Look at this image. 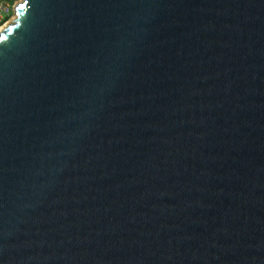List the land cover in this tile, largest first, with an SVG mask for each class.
Instances as JSON below:
<instances>
[{
	"label": "water",
	"instance_id": "obj_1",
	"mask_svg": "<svg viewBox=\"0 0 264 264\" xmlns=\"http://www.w3.org/2000/svg\"><path fill=\"white\" fill-rule=\"evenodd\" d=\"M0 37V264H264V0H24Z\"/></svg>",
	"mask_w": 264,
	"mask_h": 264
},
{
	"label": "built area",
	"instance_id": "obj_2",
	"mask_svg": "<svg viewBox=\"0 0 264 264\" xmlns=\"http://www.w3.org/2000/svg\"><path fill=\"white\" fill-rule=\"evenodd\" d=\"M22 0H0V37L17 20V8Z\"/></svg>",
	"mask_w": 264,
	"mask_h": 264
},
{
	"label": "bare ground",
	"instance_id": "obj_3",
	"mask_svg": "<svg viewBox=\"0 0 264 264\" xmlns=\"http://www.w3.org/2000/svg\"><path fill=\"white\" fill-rule=\"evenodd\" d=\"M23 1H24V0H22V2H21V3H23ZM21 3H20V4H21Z\"/></svg>",
	"mask_w": 264,
	"mask_h": 264
}]
</instances>
